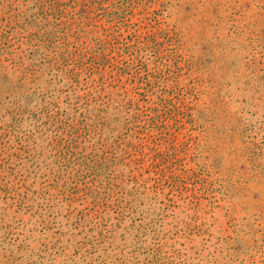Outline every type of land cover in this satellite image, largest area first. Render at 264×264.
<instances>
[{"label": "rangeland", "instance_id": "374dc122", "mask_svg": "<svg viewBox=\"0 0 264 264\" xmlns=\"http://www.w3.org/2000/svg\"><path fill=\"white\" fill-rule=\"evenodd\" d=\"M0 264H264V0H0Z\"/></svg>", "mask_w": 264, "mask_h": 264}]
</instances>
